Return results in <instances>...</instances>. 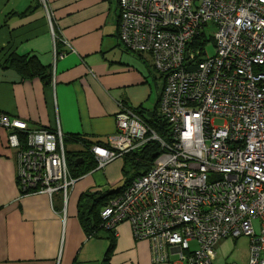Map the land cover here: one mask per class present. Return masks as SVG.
Segmentation results:
<instances>
[{
    "label": "built area",
    "instance_id": "1",
    "mask_svg": "<svg viewBox=\"0 0 264 264\" xmlns=\"http://www.w3.org/2000/svg\"><path fill=\"white\" fill-rule=\"evenodd\" d=\"M37 2L52 27L49 0ZM117 7L122 46L149 54L164 77L158 114L169 140L118 105L114 134L89 148L95 169L149 141L161 152L101 210L102 227L116 234L128 223L136 240L149 241L151 264L166 263L172 248L179 262L213 264L220 241L242 236L248 264H264V0H118ZM63 55L54 43V60ZM0 128L5 148L16 152L20 193L66 198L76 180L59 127L32 130L0 112Z\"/></svg>",
    "mask_w": 264,
    "mask_h": 264
},
{
    "label": "crops",
    "instance_id": "2",
    "mask_svg": "<svg viewBox=\"0 0 264 264\" xmlns=\"http://www.w3.org/2000/svg\"><path fill=\"white\" fill-rule=\"evenodd\" d=\"M117 3L49 0L50 27L37 0H0V112L32 130L59 127L64 137L82 136L103 146L115 132L119 104L153 110L164 77L149 54L122 46ZM54 43L64 54L55 60ZM11 54L35 57L49 80L22 79L4 61ZM5 140L6 132L0 128V264H102L110 245L114 248L109 264H151L149 241L136 240L128 223L120 224L116 234L101 232L89 238L79 222L80 196L112 187L120 179L122 159L75 179L66 198L22 195L16 152L5 148ZM64 146L66 152L83 148L74 143ZM190 247L196 248L194 243ZM248 262L247 237L219 242L213 264ZM161 264L185 263L172 248L168 261Z\"/></svg>",
    "mask_w": 264,
    "mask_h": 264
},
{
    "label": "trees",
    "instance_id": "3",
    "mask_svg": "<svg viewBox=\"0 0 264 264\" xmlns=\"http://www.w3.org/2000/svg\"><path fill=\"white\" fill-rule=\"evenodd\" d=\"M22 14H26V12H23ZM4 59L5 63H8L9 67L14 68L24 80L31 79L36 76H43V78H47V80L50 78V75L42 73L45 68L42 69L43 67L40 66L35 57H18L11 54L6 56ZM133 111L141 117L151 130L161 139L164 141L169 140V127L158 114V102L153 110L137 108L133 109ZM63 142L64 145L74 143V145L80 144L83 147L81 150L76 152H66L68 170L73 179H79L87 173L95 170L96 162L89 153V148L94 145V143L77 135L68 137L65 136ZM160 152V145L155 141H149L142 148L126 155L127 157H133L134 166L139 170L136 175L127 177L120 188L106 191L92 190L80 196L78 201V218L82 229L86 232L87 237H98V234L101 232H107V234L112 233V231L105 230L102 227V221L100 218L101 210L108 205L110 201L116 199L122 194L127 183L145 174L151 168L155 159L160 155ZM109 237L111 238V236ZM113 248V245H110L102 264H109L110 254Z\"/></svg>",
    "mask_w": 264,
    "mask_h": 264
},
{
    "label": "rangeland",
    "instance_id": "4",
    "mask_svg": "<svg viewBox=\"0 0 264 264\" xmlns=\"http://www.w3.org/2000/svg\"><path fill=\"white\" fill-rule=\"evenodd\" d=\"M206 49H207V54L209 56L213 54L214 49H213L211 42L208 44ZM162 81H163V79H162ZM221 123H222V121L217 120L215 122V125H221ZM70 149H73V148H70ZM120 159H122V161H123L122 166H121V170L119 172L120 179L112 187H107V186L101 187L102 191L114 190V189L120 188L123 185V182L125 181V179L127 177H131L133 175H136L137 171L139 170V169L135 168L132 156H130V157L125 156V157H121Z\"/></svg>",
    "mask_w": 264,
    "mask_h": 264
}]
</instances>
